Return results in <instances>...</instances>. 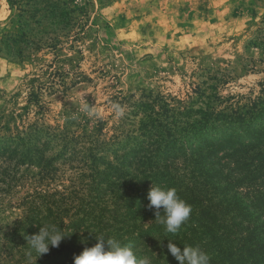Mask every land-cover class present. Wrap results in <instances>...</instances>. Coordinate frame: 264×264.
Segmentation results:
<instances>
[{
    "label": "rangeland",
    "instance_id": "1",
    "mask_svg": "<svg viewBox=\"0 0 264 264\" xmlns=\"http://www.w3.org/2000/svg\"><path fill=\"white\" fill-rule=\"evenodd\" d=\"M164 102L187 127L178 156L231 133L215 129L219 111L264 107V0H0V139L48 127L87 136L101 123V140L139 155L149 150L143 123ZM249 126L264 130V110ZM69 157L41 180L30 168L22 188L2 195L0 226L21 214L27 193L69 187L78 165Z\"/></svg>",
    "mask_w": 264,
    "mask_h": 264
},
{
    "label": "trees",
    "instance_id": "2",
    "mask_svg": "<svg viewBox=\"0 0 264 264\" xmlns=\"http://www.w3.org/2000/svg\"><path fill=\"white\" fill-rule=\"evenodd\" d=\"M160 108L158 119L143 123L149 150L139 155L119 153L120 144L101 140V123L87 136L78 129L54 133L48 127L0 139V198L22 188L30 168L38 169L32 176L39 180L55 172L57 156L69 153L68 160L78 164L70 167L77 173L69 187L27 193L21 214L0 226V264H74V256L97 243L95 235L131 244L138 258L148 257L152 264H179L168 252L169 240L181 249L199 246L211 264H264V130L253 133L249 126V116H259L264 107L219 111L215 129L231 133L197 155L180 156L174 144L187 127L165 102ZM56 140L62 142L59 153L45 157ZM152 185L175 188L192 206L178 233L166 234L155 221V209L148 208ZM50 224L70 235L37 260L34 251L27 256L25 237Z\"/></svg>",
    "mask_w": 264,
    "mask_h": 264
},
{
    "label": "clouds",
    "instance_id": "3",
    "mask_svg": "<svg viewBox=\"0 0 264 264\" xmlns=\"http://www.w3.org/2000/svg\"><path fill=\"white\" fill-rule=\"evenodd\" d=\"M113 108L117 115L124 114L120 105L114 104ZM80 110L90 117L101 116L100 111L88 103H83ZM148 200L150 201L148 208L155 209V221L164 226L166 234L178 233L192 213V206L178 196L175 188L164 189L152 185L148 192ZM69 235L70 233L66 234L58 225L42 226L38 234L25 237L28 246L26 255L31 257L34 251L37 260L38 257L49 252L50 246L58 247ZM95 237L97 243L74 256V264H152L148 257L138 258L131 244L123 245L118 239L105 238L104 235H95ZM167 249L179 264H211V256L199 246L185 245L181 249L169 240Z\"/></svg>",
    "mask_w": 264,
    "mask_h": 264
}]
</instances>
